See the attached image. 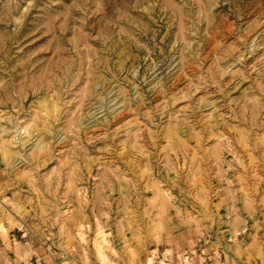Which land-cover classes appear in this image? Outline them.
I'll return each instance as SVG.
<instances>
[{"label":"rangeland","instance_id":"rangeland-1","mask_svg":"<svg viewBox=\"0 0 264 264\" xmlns=\"http://www.w3.org/2000/svg\"><path fill=\"white\" fill-rule=\"evenodd\" d=\"M0 219V264H264V0H0Z\"/></svg>","mask_w":264,"mask_h":264},{"label":"bare ground","instance_id":"bare-ground-1","mask_svg":"<svg viewBox=\"0 0 264 264\" xmlns=\"http://www.w3.org/2000/svg\"><path fill=\"white\" fill-rule=\"evenodd\" d=\"M0 230L4 231V226L1 219H0ZM98 230L100 231L98 233V236L94 239L93 245L96 249L97 256L99 257L101 262L104 264H108V256L105 251V248H107L105 245L107 243V238L104 235L105 233L102 231L103 230L102 227H99ZM79 235L81 239H84L82 232H80ZM155 250L156 249H152L151 252L147 255L145 264H154V253L156 252ZM161 264H164L163 259L161 260Z\"/></svg>","mask_w":264,"mask_h":264}]
</instances>
